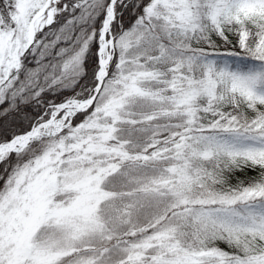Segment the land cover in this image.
I'll return each instance as SVG.
<instances>
[{
	"label": "snow or ice",
	"instance_id": "obj_1",
	"mask_svg": "<svg viewBox=\"0 0 264 264\" xmlns=\"http://www.w3.org/2000/svg\"><path fill=\"white\" fill-rule=\"evenodd\" d=\"M0 264H264V0H0Z\"/></svg>",
	"mask_w": 264,
	"mask_h": 264
}]
</instances>
